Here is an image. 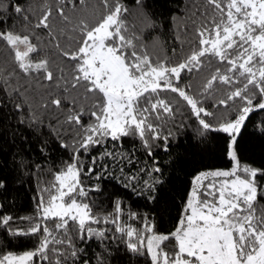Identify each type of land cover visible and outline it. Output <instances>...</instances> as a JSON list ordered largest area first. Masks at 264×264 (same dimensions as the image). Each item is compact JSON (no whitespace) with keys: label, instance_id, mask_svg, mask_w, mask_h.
<instances>
[{"label":"snow or ice","instance_id":"obj_1","mask_svg":"<svg viewBox=\"0 0 264 264\" xmlns=\"http://www.w3.org/2000/svg\"><path fill=\"white\" fill-rule=\"evenodd\" d=\"M135 7L145 28L161 26L144 12L145 0ZM8 8L0 0V46L9 53L0 64V111L9 108L37 134L46 130L70 155L47 169L53 179L38 188L34 214L0 216V231L34 242L22 253L0 254V264H109L113 245L144 264H264V184L257 179L264 170L241 166L236 152L246 121L264 111V0H184L172 22L180 20L173 35L187 54L175 60V48L172 56L149 51L123 0H8ZM205 70L195 90L183 83L182 73L191 78ZM184 108L196 118L201 142L226 135L234 166L196 174L181 217L166 233L147 215L126 211L120 199L111 212H94L99 205L90 193L102 189L85 188L82 176L107 175L154 199L161 168L140 169L151 181L126 175L136 149L123 150V141H138L149 157L156 148L167 152L174 133L165 126L175 125ZM258 128L264 133V121ZM97 148L103 151L86 163ZM105 158L119 165V176L101 163ZM40 171L36 164L33 175ZM6 187L0 181V190ZM93 240L103 248L94 261L80 246Z\"/></svg>","mask_w":264,"mask_h":264},{"label":"trees","instance_id":"obj_2","mask_svg":"<svg viewBox=\"0 0 264 264\" xmlns=\"http://www.w3.org/2000/svg\"><path fill=\"white\" fill-rule=\"evenodd\" d=\"M2 2L4 7L8 8V0H2ZM41 2L42 0H33L36 5ZM93 2L95 3L96 0ZM123 2L132 13L128 17L129 22L135 25L138 33L143 32V42L148 46L149 51L161 57L172 56V49L175 48L178 56L174 57V60L187 54L186 48L181 51L180 44L175 41L173 35L180 20L178 19L176 23L172 22L173 16H178L184 11V0H145L144 12L161 25L155 30L145 28L144 14L136 9L135 0H123ZM8 14L13 17L15 15L10 8H8ZM12 22V20L6 21V25ZM8 59L9 53L6 47L0 46V64L6 63ZM57 63L60 61L58 60ZM182 75L186 77L183 83L191 82L195 90L208 72L205 70L202 74H193L191 78L186 73ZM161 95L174 96L175 94L162 93ZM180 103L183 104V101ZM212 103V100L207 101L205 107H210ZM218 115H220L219 112ZM175 121V125L169 122L165 126L166 129L171 128L174 133L169 140L170 147L167 152L156 148L153 150L154 156L149 157L138 141L127 138L123 141V150L132 153L133 148L136 149L133 154L134 163L127 165L125 162L124 164L126 175L138 174L140 181H151L154 177L140 172V169L150 170L156 166L161 168V172L156 174L160 183L155 185L152 192L154 199L146 200L144 197L133 194L130 189L123 188L118 181L107 175L100 180H97L95 175L82 176L85 188L99 184L102 189L99 193H90L91 199L99 205L93 209L94 212H111L112 202L120 199L126 211L130 209L141 215H147L160 232L166 233L174 229L181 217L196 174L205 170H230L234 166L235 162L227 155L226 135H218L210 142H201L195 133L196 118L191 115L188 108H184L183 113L178 114ZM261 121H264V111L253 113L237 137L236 152L241 166L247 165L264 170V133H261L258 128ZM181 122L183 127H179ZM158 143L162 145V142ZM108 147L111 150V145ZM102 151V148L93 150L90 156L85 158V162L87 163L92 156H98ZM69 155V152L61 148L46 130L44 134H37L19 124L16 115L10 113L9 108L5 107L0 111V181H4L7 185L5 189L0 190V205H2L0 216L11 215L20 218L34 214L33 198L38 196V188L46 186L53 179L47 169L50 166L58 167L61 161L69 159ZM101 163L109 165V170L116 176L120 175L119 165L114 166L110 159L105 158ZM36 164H39L43 171L33 175ZM96 172H100L99 167L96 168ZM257 179L264 184V178L258 176ZM139 187H143L142 182ZM260 203L264 204V201ZM123 219L134 227H142V223L128 221L126 216ZM80 246L86 248L87 256L92 261L95 260L96 253L103 252L102 246L95 240L90 241L88 245ZM33 247L34 242L31 239H13L7 233L0 231V254L9 251L22 253ZM108 259L109 264H144L143 259L137 260L129 256L123 247L116 251L114 245L112 255Z\"/></svg>","mask_w":264,"mask_h":264}]
</instances>
